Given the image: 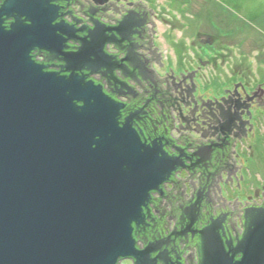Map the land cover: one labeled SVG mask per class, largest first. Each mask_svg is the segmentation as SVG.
Segmentation results:
<instances>
[{
	"label": "flooded vegetation",
	"instance_id": "obj_1",
	"mask_svg": "<svg viewBox=\"0 0 264 264\" xmlns=\"http://www.w3.org/2000/svg\"><path fill=\"white\" fill-rule=\"evenodd\" d=\"M48 2L61 45L54 53L35 49L31 59L46 73L98 87L117 125L149 153L157 148L169 168L133 225L139 254L150 264L240 263L249 239L264 230V80L234 69L211 80L220 77L216 60L188 70L165 42V19H156L150 0ZM13 23L4 20L6 28ZM167 57L178 59L177 69ZM260 246L256 264H264Z\"/></svg>",
	"mask_w": 264,
	"mask_h": 264
},
{
	"label": "water",
	"instance_id": "obj_2",
	"mask_svg": "<svg viewBox=\"0 0 264 264\" xmlns=\"http://www.w3.org/2000/svg\"><path fill=\"white\" fill-rule=\"evenodd\" d=\"M54 17L48 0L0 5V264H150L133 225L169 168L117 125L98 87L34 63L33 50L60 48ZM262 240L264 230L235 264H256Z\"/></svg>",
	"mask_w": 264,
	"mask_h": 264
},
{
	"label": "rangeland",
	"instance_id": "obj_3",
	"mask_svg": "<svg viewBox=\"0 0 264 264\" xmlns=\"http://www.w3.org/2000/svg\"><path fill=\"white\" fill-rule=\"evenodd\" d=\"M150 8L156 19H165L160 26L168 36L165 42L180 51L188 70L200 66L198 60H216L220 77L211 80L230 78L232 69L235 75L245 70L255 81L264 80V0H150ZM200 34L213 42L202 43ZM167 62L174 67L178 59L167 57Z\"/></svg>",
	"mask_w": 264,
	"mask_h": 264
}]
</instances>
